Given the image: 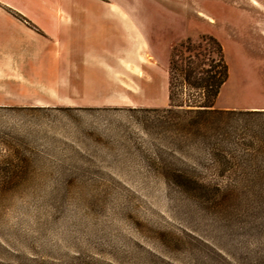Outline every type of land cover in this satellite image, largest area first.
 Returning <instances> with one entry per match:
<instances>
[{"label": "rangeland", "instance_id": "rangeland-1", "mask_svg": "<svg viewBox=\"0 0 264 264\" xmlns=\"http://www.w3.org/2000/svg\"><path fill=\"white\" fill-rule=\"evenodd\" d=\"M80 1L52 39L29 25L32 72L0 46V264H264V0ZM201 36L222 114L171 143L168 57Z\"/></svg>", "mask_w": 264, "mask_h": 264}, {"label": "trees", "instance_id": "trees-1", "mask_svg": "<svg viewBox=\"0 0 264 264\" xmlns=\"http://www.w3.org/2000/svg\"><path fill=\"white\" fill-rule=\"evenodd\" d=\"M167 65L168 105L160 110L164 114L159 118L160 133L165 140L166 128L173 127L171 143L203 136L211 118L222 114L213 109L219 89L227 79L220 44L211 36H201L197 41L185 39L171 49ZM161 176L167 184L179 188L192 181L187 169L165 170Z\"/></svg>", "mask_w": 264, "mask_h": 264}, {"label": "crops", "instance_id": "crops-1", "mask_svg": "<svg viewBox=\"0 0 264 264\" xmlns=\"http://www.w3.org/2000/svg\"><path fill=\"white\" fill-rule=\"evenodd\" d=\"M21 1V2H20ZM56 3L59 0H55ZM62 5L58 6H44L38 8L34 6L33 0H0V46L1 47H22L25 54L17 55L14 59L12 55H5L7 61L24 63V72L28 74L34 69L35 55L30 51V46H35L34 42L36 34L29 25L37 27L44 35L52 39L51 30L46 27L45 22L56 21L58 17L59 23L72 22L80 24L78 16L86 13L83 6L80 5V0H61ZM80 1V2H79ZM90 1V0H88ZM60 6V7H59ZM75 16V18H69ZM33 63V66L28 65ZM40 70V69H39ZM42 72L46 73L44 69ZM48 77L49 75H45Z\"/></svg>", "mask_w": 264, "mask_h": 264}]
</instances>
